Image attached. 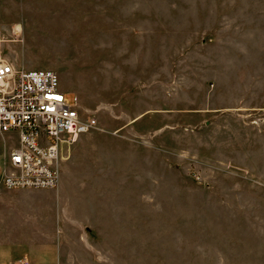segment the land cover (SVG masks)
Wrapping results in <instances>:
<instances>
[{"label": "rangeland", "instance_id": "obj_1", "mask_svg": "<svg viewBox=\"0 0 264 264\" xmlns=\"http://www.w3.org/2000/svg\"><path fill=\"white\" fill-rule=\"evenodd\" d=\"M18 2L0 0L6 38L19 25L27 49L25 60L11 61L57 72L71 103L77 94L83 112L98 120L93 131L130 126L148 136L146 162L130 172L141 185L128 188L125 251L116 253V264H264V135L257 156L255 131L240 130L239 122L214 128L215 136L230 129L232 140L213 152L202 147V132L187 131L188 94L201 102L202 80L213 77L203 70L204 34L216 32L220 16L234 9H255L260 26L264 0H38L24 4L46 11V21L35 25H27ZM142 113L136 123L128 120ZM246 114L264 130L263 109ZM8 137L0 135V175L13 146ZM85 189L65 193L74 203Z\"/></svg>", "mask_w": 264, "mask_h": 264}, {"label": "crops", "instance_id": "obj_2", "mask_svg": "<svg viewBox=\"0 0 264 264\" xmlns=\"http://www.w3.org/2000/svg\"><path fill=\"white\" fill-rule=\"evenodd\" d=\"M13 1L19 4L18 0ZM36 1L21 0L23 13L26 9L27 25L46 21V11L24 9V4ZM40 1L46 4V0ZM248 11L234 9L231 15L220 11L223 15L216 32L205 33L202 38L203 70H212L213 77L210 76L212 82L207 78L202 80L207 95L201 102L191 99L188 94V118L193 121L187 124V131L195 136L202 132V147L212 152L215 147L219 150L221 143L232 140L228 126L224 127L228 131L220 130V134L214 135L215 127L224 126L225 121L230 123L231 120L240 123V130L248 127L255 131L251 153L259 155L263 152L258 143H261L264 130L259 126L258 117L250 121L246 113L264 110V100L258 101L259 95L264 93V33H259L264 31V21L259 26L256 10L251 9L250 14ZM11 16L17 15L11 12ZM246 19L251 24H247ZM0 27L2 31L3 28L10 30L2 23ZM13 28L18 29L20 36L23 34L19 25ZM21 42L19 39L6 43L10 60L21 55L26 59L27 49H22ZM213 63V68H210ZM79 104L82 108L80 100ZM143 114L128 120L136 123ZM200 119L202 121L196 123ZM129 127L122 131H92L81 135L59 162L60 180L56 190H7L1 183L2 171L0 264H116V253L125 251L124 239L128 228H125L124 213L128 209V188L141 185L140 176L137 182L130 172L137 168L140 171L141 164L146 162L148 136ZM208 138L214 142H207ZM74 185L86 189L79 192L81 197L72 203L70 194L65 191ZM64 193L66 196L62 199Z\"/></svg>", "mask_w": 264, "mask_h": 264}, {"label": "built area", "instance_id": "obj_3", "mask_svg": "<svg viewBox=\"0 0 264 264\" xmlns=\"http://www.w3.org/2000/svg\"><path fill=\"white\" fill-rule=\"evenodd\" d=\"M19 37L17 28L6 38L0 27V135L15 144L4 155L1 183L7 190H56L65 151L97 129L98 120L77 97L71 103L57 72L14 65L6 43Z\"/></svg>", "mask_w": 264, "mask_h": 264}]
</instances>
